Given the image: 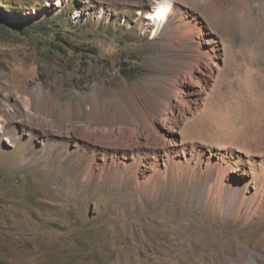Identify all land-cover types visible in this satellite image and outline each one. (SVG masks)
<instances>
[{"label":"rangeland","instance_id":"374dc122","mask_svg":"<svg viewBox=\"0 0 264 264\" xmlns=\"http://www.w3.org/2000/svg\"><path fill=\"white\" fill-rule=\"evenodd\" d=\"M0 264H264V0H0Z\"/></svg>","mask_w":264,"mask_h":264},{"label":"bare ground","instance_id":"6f19581e","mask_svg":"<svg viewBox=\"0 0 264 264\" xmlns=\"http://www.w3.org/2000/svg\"><path fill=\"white\" fill-rule=\"evenodd\" d=\"M174 13V9L173 6L170 2H163L160 3L151 13H147L146 15H142L144 16L146 19H149V21H151L155 26H157L158 31L160 30V28L169 22L170 17L172 16V14ZM190 58L192 59H196V58H203V59H207L208 61H210L211 59L209 57H206L200 53H196V52H192L191 54L188 55ZM206 87L210 86V82H204L203 83ZM203 91L201 89L197 90L196 95L199 98H201Z\"/></svg>","mask_w":264,"mask_h":264}]
</instances>
